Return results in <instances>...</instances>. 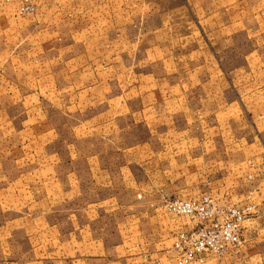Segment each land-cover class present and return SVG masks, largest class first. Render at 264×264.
Wrapping results in <instances>:
<instances>
[{"label":"crops","instance_id":"1","mask_svg":"<svg viewBox=\"0 0 264 264\" xmlns=\"http://www.w3.org/2000/svg\"><path fill=\"white\" fill-rule=\"evenodd\" d=\"M30 3L0 0V264H174L161 203L208 193L252 214L205 264H264V97L217 56L264 0Z\"/></svg>","mask_w":264,"mask_h":264},{"label":"built area","instance_id":"2","mask_svg":"<svg viewBox=\"0 0 264 264\" xmlns=\"http://www.w3.org/2000/svg\"><path fill=\"white\" fill-rule=\"evenodd\" d=\"M3 1L15 2L19 15L33 13L30 0ZM161 207L170 215L185 218L190 225L188 230L174 235V264H205L206 259H219L235 252L242 244V223L252 214L247 206L219 202L208 194L197 200H163Z\"/></svg>","mask_w":264,"mask_h":264},{"label":"rangeland","instance_id":"3","mask_svg":"<svg viewBox=\"0 0 264 264\" xmlns=\"http://www.w3.org/2000/svg\"><path fill=\"white\" fill-rule=\"evenodd\" d=\"M252 34L255 36H252L250 40H247L242 34H239L234 39H231L229 44L225 43L221 45L219 48L221 52L217 56L224 65H231L235 62L237 66H240V68L234 72L235 75L233 76L236 78L237 92L239 89L243 88V85L247 84L245 87L246 90L250 89L252 93L257 95L263 94L264 97V6L263 27L261 30H253ZM250 50H259L260 52L251 54L249 53ZM245 62L247 65L243 66ZM230 76H232V74ZM255 104L256 102H252V106ZM257 104H259V102ZM257 109H259V107H257ZM149 262L148 259H144L142 264H149ZM166 264H172V261H169V257Z\"/></svg>","mask_w":264,"mask_h":264}]
</instances>
